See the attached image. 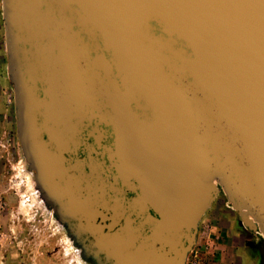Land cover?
<instances>
[{
	"label": "water",
	"instance_id": "1",
	"mask_svg": "<svg viewBox=\"0 0 264 264\" xmlns=\"http://www.w3.org/2000/svg\"><path fill=\"white\" fill-rule=\"evenodd\" d=\"M2 11L24 155L86 254L186 264L224 192L262 233L264 263V0H2ZM121 74L124 206L50 193L41 174L76 137L62 123L97 113Z\"/></svg>",
	"mask_w": 264,
	"mask_h": 264
},
{
	"label": "rangeland",
	"instance_id": "2",
	"mask_svg": "<svg viewBox=\"0 0 264 264\" xmlns=\"http://www.w3.org/2000/svg\"><path fill=\"white\" fill-rule=\"evenodd\" d=\"M0 4L2 41L6 45L2 0ZM11 87L13 113L0 135V264H105L86 254L68 225L60 220L56 205L40 191L35 170L18 137L12 83ZM240 232L243 235L234 238ZM262 243L260 232H251L241 224L240 216L221 192L200 223L197 243L186 264H222L218 254L221 246L235 247L239 252L237 263L249 264L247 260L257 254L249 246L254 244L260 251Z\"/></svg>",
	"mask_w": 264,
	"mask_h": 264
},
{
	"label": "bare ground",
	"instance_id": "3",
	"mask_svg": "<svg viewBox=\"0 0 264 264\" xmlns=\"http://www.w3.org/2000/svg\"><path fill=\"white\" fill-rule=\"evenodd\" d=\"M121 76H118L117 79L109 76L108 84H105L106 88L103 89L104 96L100 97L102 106L94 108L97 113L93 111L82 119L68 118L62 123L64 129L72 130L73 136L77 137L79 132L85 129L89 135L83 137L81 141L75 137L68 142L63 140L59 143L60 149L57 156L53 158V162L49 164L48 173L41 174L43 178L46 177L51 181L46 185L50 193L67 190L70 198L82 202L88 197H92L95 192L98 194L94 195V198L113 199L116 205L124 206V183H126L124 179V76L122 74ZM105 112L106 116L104 117ZM99 115H102L101 118ZM83 118L87 119V124H84ZM105 126L114 128L115 139L112 147L104 145L108 137ZM91 137L94 138L95 144H90ZM82 150L87 153V158L76 159L73 164L72 155H78ZM99 156H104L103 160L106 156L108 157L110 165L107 166V169L112 175V182L108 177L103 178L108 173L106 162L100 161ZM86 167L90 168L89 175L86 173ZM120 184H123V187H120ZM250 218L254 220L251 215ZM114 229L107 230H111L110 232L113 234L116 231V228ZM260 234L262 235V233ZM112 264H124V256H114Z\"/></svg>",
	"mask_w": 264,
	"mask_h": 264
},
{
	"label": "crops",
	"instance_id": "4",
	"mask_svg": "<svg viewBox=\"0 0 264 264\" xmlns=\"http://www.w3.org/2000/svg\"><path fill=\"white\" fill-rule=\"evenodd\" d=\"M0 16H1V10H0ZM2 39H3V31L0 25V135L5 127L6 119H8L9 122L11 121V114L13 113V108H14L13 100H12L13 89L11 87L9 74H8L7 50H6V45L3 43ZM0 206H1V201H0ZM240 235H243L242 232H240L239 235H233V236L234 238L237 239L240 237ZM227 236L229 237L228 232H226V237ZM219 250L220 251H218V254L221 256L220 260L222 261V264H243L241 262L237 263L239 252L237 249H236L237 251L235 250V247L232 248L228 246H221ZM247 262L249 264H261V260L258 256V253L256 254V256L250 257L247 260Z\"/></svg>",
	"mask_w": 264,
	"mask_h": 264
},
{
	"label": "flooded vegetation",
	"instance_id": "5",
	"mask_svg": "<svg viewBox=\"0 0 264 264\" xmlns=\"http://www.w3.org/2000/svg\"><path fill=\"white\" fill-rule=\"evenodd\" d=\"M104 128H105V130L107 131V134H108V137H107L106 141L104 142V144H107L108 146L112 147V145H113V143H114V139H115L114 128H113L112 126H105ZM94 142H95L94 139H90V143H91V144H93ZM69 158H70V157H69ZM72 158L74 159V160L72 161V163L74 164V163L76 162V159H78V160H84V159H86V158H87V153L84 152V151L82 150V151H79V154H78V155H72ZM99 159H100V161H105V162H106V171H107L108 174H105V175L103 176V178L105 179V177H108V178L110 179V182H112V175H111V173H110V172L108 171V169H107V166L110 165V161H109L108 157L106 156L105 160H103L102 157L99 156ZM67 164H68V163H67ZM86 173H87L88 175L90 174V168H89V167H86ZM34 178H35V180L37 179V172H36V171H34ZM103 178L101 177V179H103ZM106 184H107V183H106ZM120 187H123V184H120ZM39 189H40V191L42 192V194L46 195V197L49 199V201H51V204H52V205H56L55 202L52 201V200L49 198L48 193H47V192H46V191H45L40 185H39ZM108 190H109V189H108ZM109 191H111V190H109ZM112 193H113V192H112ZM249 248H251L252 250L257 251L258 256H259V258H260V260H261V253H260V251L258 250V248H256V247L254 246V244L250 245Z\"/></svg>",
	"mask_w": 264,
	"mask_h": 264
}]
</instances>
